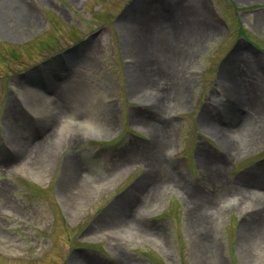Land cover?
<instances>
[{"label":"rangeland","instance_id":"1","mask_svg":"<svg viewBox=\"0 0 264 264\" xmlns=\"http://www.w3.org/2000/svg\"><path fill=\"white\" fill-rule=\"evenodd\" d=\"M33 1L48 14L49 25L45 27L46 31H43L42 27L47 24L42 22L41 25L37 18L34 19L35 21L28 20L27 24L22 26L13 25V22L20 25L16 16L18 14L12 11L7 0H0V20L3 22V24L0 23L2 95L5 94L6 88L10 87L14 91V96L9 94L14 98L13 100L22 98L23 89L19 82L27 84L28 71L38 64L42 65L43 60L51 59L54 53L72 44L71 42L84 34L86 38H93L90 41L87 40L92 56L89 65L82 72V80L86 82L88 93L90 92L84 100L87 113L73 114L58 108V113L52 115L50 138L52 137V142L57 141L54 139L55 132L62 118L66 117L78 119L77 121L80 122L87 121L96 127L95 131L71 130L80 138L78 145H64L57 141V148L52 144L53 153L50 154L48 160L28 170L19 164L24 158L28 159L29 152H31L28 147L19 151L20 154H16L17 158L13 163H4L9 159V156L5 154H9L13 147L3 132L5 122L3 116L5 111L10 109L11 104L0 103V188H3L0 196L4 200L0 202V264H73L82 258L93 259L96 264H114V262L118 264H198L200 258L193 247L198 231L186 214L190 210L192 218L194 212L207 210L205 213L209 212L208 214L213 217V210L227 196L239 198L237 201L239 211L238 209H227L228 211L224 212V223H219V228L215 225L217 221L210 226L205 246L207 256H210L209 246L214 243L221 264H264V248L262 250L256 248L257 250L247 253L248 260L240 257L238 253L236 243L238 224L241 220L247 222L250 218L241 213V209L248 210L251 206L249 208L246 205L243 206V200L237 193L230 188L221 189L220 184H217L219 181L229 184L228 180L264 162V159L258 157L264 154L260 152L264 150V136L259 139V144L243 151L242 157L239 158L243 160L242 165L229 170L228 164L232 157L227 154L221 156L222 153L218 150L214 138L200 129L197 120L200 107L208 95L207 91L215 92L212 82L213 69L216 66L218 68L225 58L240 55L231 56L237 44L244 45L238 38L239 35L245 34L252 43L264 50V29L255 25L257 16L264 14V0H186L188 6H196L200 9L203 7L206 14L203 18L205 25L196 26V21L200 19L199 11H188L187 21L194 27L195 32L197 30L203 32L212 26L216 27L217 32L204 39L199 44L195 56L182 62L181 68H186L185 76L193 68L206 70L209 82L202 79L201 75L190 76L193 87L186 92V103L171 111L184 115L180 121L174 122L168 116L166 110L168 99L163 101L158 115L168 120L170 126L166 131V137L157 146L152 145V142L156 143V141L151 140L143 132L136 120L129 118L130 113L136 116L142 115L145 102L136 101L132 106L125 104L127 97H131L138 91L127 89L126 92L127 78L124 75V61L127 58H133L129 53L120 49L115 24L132 0H110V2L86 0L84 5H82L84 0ZM23 6L28 10L25 5ZM242 11H248V13L244 14ZM98 20L108 24L111 35L100 31L90 34L92 30L97 29L100 23H97ZM155 23L150 18L151 31ZM225 23L231 27L230 35L225 34ZM252 49L254 50L252 46H247V51H250L251 55L245 53V60H241L239 56L231 61V65L237 64L242 71L248 72V77L257 82L258 77L264 76V71L261 66H257L253 60L246 57L259 59L264 64V54L255 50L254 52ZM157 61L151 57L146 62L147 70L153 68L155 70ZM159 78V76L156 78V83L161 81ZM59 80L63 81V79ZM29 85V88H36L33 84ZM62 86L67 88L69 84L61 86L59 84L58 87L53 88L48 85L47 89L59 91ZM201 90L204 91L201 92ZM45 93L44 89V97L49 95ZM252 93L256 103L259 106L264 105V87L258 86ZM114 95H118L122 101L120 103L119 99V102L112 107V119H110L112 131L98 135L100 133L98 124L101 120L97 114L103 109L99 107H103L106 99ZM215 98L217 96L210 94L208 99L210 104L215 103ZM41 104L39 106H42ZM240 108L236 107V111H240ZM23 110V108L21 110L14 107L12 114L24 135L31 138L30 133L26 132L24 127L25 123L28 124L30 115L25 114ZM158 115L155 118L150 116V118L156 119ZM211 119L223 126L224 120L219 116L218 118L213 116ZM116 121H119L123 128L132 130L130 137L125 135L119 140H112V136L115 135ZM90 132H94L95 135L92 136ZM237 141H240V137ZM198 142L205 144V150L201 151V156L210 158L214 162L219 161L220 166L219 177L216 180H209L204 186H199L205 192L215 193V198L211 196L214 201L209 204H205V201L201 203L200 200L194 204L189 203L190 200L185 199L181 191L165 177L168 172H162L167 167L173 168L185 184L191 185L187 175L189 172L195 178V183H199L201 172L196 154L199 147ZM46 146L51 145L48 143ZM31 148L34 151L38 150H36L37 147ZM130 148L131 150L126 151ZM169 150L175 154L176 158L172 154L170 158L167 157ZM139 151H146L151 155L155 151L164 165L162 163L157 175L150 173V177L154 178L153 182H149L145 188L137 192L135 188L138 182L145 177L148 169L145 155L139 154ZM69 156L79 171L75 179L81 178L92 182L86 198L70 209L61 203L56 190L61 161ZM125 167H135L133 174L126 179L120 176ZM225 169L227 174L224 173ZM44 171L48 173L43 177L41 173ZM50 172H53L51 186L43 190L40 186L48 179ZM74 186H77V183H73L72 187ZM150 190L155 191L147 199L149 195L146 194ZM130 193L135 197V205L132 207L133 211H136L134 216L136 214V219L144 224L143 226L148 230L147 235H138L129 227L121 226L124 222H116L121 226L117 227V230L109 227L110 224L100 226L98 223L105 222L104 219L114 203ZM50 244L52 245L49 250L47 246ZM262 246H264V241Z\"/></svg>","mask_w":264,"mask_h":264},{"label":"bare ground","instance_id":"2","mask_svg":"<svg viewBox=\"0 0 264 264\" xmlns=\"http://www.w3.org/2000/svg\"><path fill=\"white\" fill-rule=\"evenodd\" d=\"M7 1L11 5L12 11L18 14L16 15L18 23L20 25L27 24L28 20L26 17L29 13L20 0ZM171 5V12L164 14L149 0H134L130 7L124 9L120 19L116 23L120 49L123 52L129 53L134 59V63L127 65L125 70L127 88L130 91L144 92L146 95L145 104L143 105L144 112L140 115L141 117L131 114L132 118H129L130 120H136L143 132L151 140L156 141V143L152 142L154 146H157L158 143L164 140L166 131L170 126L167 120L158 115L163 101L170 99L168 88H174L175 91V95L173 96L175 101L168 103H174L179 106L184 104L186 101V92L191 88V82L183 75L180 64L182 61L193 57L199 44L217 32L215 26H212L210 29H205L203 32H199L200 30L195 32L194 27L187 21L188 11L197 10L200 13V19L196 21V26H204L203 18L204 16L206 17V14L203 7L200 9V7L188 6L186 0H172ZM150 18L156 22L152 31L150 30ZM0 23L3 24L1 20ZM256 25L258 28L264 29V17H258ZM86 48L88 47L79 46L77 48L78 50L75 49L72 52L66 51L64 56L68 60L69 66L67 70H63L59 66L56 58L51 59L45 65V68H40L46 76L47 86L49 85L53 88L58 87L59 84L60 86L62 84H69V87L62 86L59 91L52 90L50 95H45L44 97L40 88L41 84L37 83L35 85L36 88H29L25 82H19L21 89H23L22 98L18 102L10 103V109L7 112L5 111L3 116V120L5 121L3 124V132L7 141L13 146L11 152L5 154L9 156V159L4 161L5 164L13 163L17 155L25 147H28L31 154L34 151L31 147H37L36 150L38 149L34 153V157L31 158L32 161L28 163V170L46 162L55 147L52 145V137L50 138V135H52L50 132V125L53 120L52 115L58 113V108L73 114L87 113L84 100L90 92L88 93L87 85L82 80V72L89 65L92 55L91 52H86ZM241 52L248 53L246 49H242L240 45H237L236 51L231 56L240 55L227 59L222 64L218 73V76L224 82L223 89L225 88L224 90L228 97L225 105H219L220 109L218 111L226 120V124L221 126L215 123L211 119L213 112L207 106H204L198 115V126L200 129L213 137L218 150H221L224 156L227 154L229 157L236 156L243 148L241 142L235 141L231 137L233 134H238V136L246 135V140L249 143L258 137L261 133L260 131H264V105L259 106L255 99H253L255 97L252 93L258 86L264 87V76L258 77L256 82V80L248 77V72L242 71L237 64L234 66L231 65V61L239 56L241 60H245ZM151 57L158 60L155 64V66L157 65L155 70L154 68L149 70L146 68V62ZM250 75L252 74L250 73ZM158 76L160 77L159 80L164 81V87L156 83ZM59 79H63V81ZM140 88L143 89L139 90ZM39 104L42 106H39ZM13 106L16 109L20 108L22 110L23 108L26 114H31L36 117L37 127L34 138L26 137L20 129L14 114H12L14 113ZM236 107H241L244 113L242 114L240 111H236ZM109 111L105 108L101 109L100 113L97 114L102 119L106 129L109 126L107 122L110 114ZM157 115L158 117L156 119L150 118V116L155 118ZM255 118L257 119L254 120ZM79 140L80 138L77 133H70L63 139V144H71V146H74L78 145ZM48 143L51 146H46ZM18 145L20 146L19 148ZM128 150H131V148L126 151ZM204 150V147L199 146L196 152L198 155L197 163L201 172L198 185L190 186L185 184L179 173L173 168L167 167L166 170L162 171L168 172L165 177L192 204L198 200L201 203L205 201V204H209L214 201L211 196L215 198V193L205 192V190L199 187L207 184L209 180L213 181V179L216 180L219 177V161L214 162L210 158H203L201 151ZM155 151L153 155L146 151L138 152L141 155H145V163L148 169L146 175H144L145 177L138 182L135 188L137 192L145 188L149 182H153L154 178L150 177V173L157 175L158 170H161L160 166H162L163 161L156 154L157 151ZM60 167L58 188L56 190L61 203L70 209L86 198L92 182L91 180L88 181L78 177V179H75L79 171L70 156L61 161ZM73 183H77V186L72 187ZM227 183L229 184H223L221 181L217 182V184H220L221 189L230 188L251 206L245 212L250 217L249 220L247 222L246 220H241L238 224L236 242L239 249V256L248 260L249 256L247 255L251 251H254L256 248L261 250L264 248L262 246L264 241V164L258 165L253 170H249L242 176L236 177ZM2 190L3 188H0V191ZM154 191L150 190L147 192L146 195H149L147 199ZM134 198V194L132 193L119 198L111 207L109 214L106 215L105 222L100 221L98 222L99 225L110 224L111 226L109 225V227L114 229L127 226L138 235H147L148 230L143 226L144 224L136 219V214L134 216L136 212L132 209L133 205H135ZM0 202H4L1 196ZM206 211L198 210L194 212L192 218L190 217V210L186 214L187 218L192 221L198 231L194 239L193 247L197 250L198 257L200 258L198 264H221L215 251V245L211 244L209 246V257L205 252V246L207 245L206 239L208 238L207 231L214 222L212 216L208 214L209 212L205 213ZM116 222H124V225L120 226ZM73 264H96V262L93 259L82 258ZM114 264H118V262H114Z\"/></svg>","mask_w":264,"mask_h":264}]
</instances>
